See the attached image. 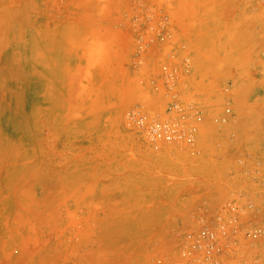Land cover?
I'll return each instance as SVG.
<instances>
[{"label": "rangeland", "instance_id": "obj_1", "mask_svg": "<svg viewBox=\"0 0 264 264\" xmlns=\"http://www.w3.org/2000/svg\"><path fill=\"white\" fill-rule=\"evenodd\" d=\"M240 196L264 206V0H0V264H179Z\"/></svg>", "mask_w": 264, "mask_h": 264}, {"label": "built area", "instance_id": "obj_2", "mask_svg": "<svg viewBox=\"0 0 264 264\" xmlns=\"http://www.w3.org/2000/svg\"><path fill=\"white\" fill-rule=\"evenodd\" d=\"M154 141L179 142L185 133L172 122H154ZM242 197L223 207L191 234L179 264H264V206Z\"/></svg>", "mask_w": 264, "mask_h": 264}]
</instances>
